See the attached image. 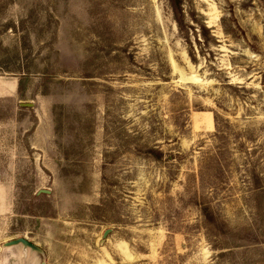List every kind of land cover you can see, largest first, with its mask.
I'll list each match as a JSON object with an SVG mask.
<instances>
[{"label": "rangeland", "instance_id": "1", "mask_svg": "<svg viewBox=\"0 0 264 264\" xmlns=\"http://www.w3.org/2000/svg\"><path fill=\"white\" fill-rule=\"evenodd\" d=\"M0 264H264V0H0Z\"/></svg>", "mask_w": 264, "mask_h": 264}, {"label": "water", "instance_id": "2", "mask_svg": "<svg viewBox=\"0 0 264 264\" xmlns=\"http://www.w3.org/2000/svg\"><path fill=\"white\" fill-rule=\"evenodd\" d=\"M19 106L20 107H28L30 105L25 104V103H20ZM110 231H111L110 229H107L106 231H104V233L102 234V238L106 239V237L110 233ZM17 245H21L24 249H30L33 252L40 253V249H38L35 245L29 243L25 238H19V239L13 240V241H8L4 244V247L9 248V247L17 246Z\"/></svg>", "mask_w": 264, "mask_h": 264}, {"label": "trees", "instance_id": "3", "mask_svg": "<svg viewBox=\"0 0 264 264\" xmlns=\"http://www.w3.org/2000/svg\"><path fill=\"white\" fill-rule=\"evenodd\" d=\"M172 6L175 10L179 9L180 0H171Z\"/></svg>", "mask_w": 264, "mask_h": 264}]
</instances>
